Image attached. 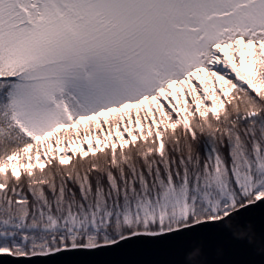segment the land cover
<instances>
[{"label": "snow or ice", "instance_id": "snow-or-ice-1", "mask_svg": "<svg viewBox=\"0 0 264 264\" xmlns=\"http://www.w3.org/2000/svg\"><path fill=\"white\" fill-rule=\"evenodd\" d=\"M257 213L264 0H0L2 264H251Z\"/></svg>", "mask_w": 264, "mask_h": 264}, {"label": "water", "instance_id": "water-1", "mask_svg": "<svg viewBox=\"0 0 264 264\" xmlns=\"http://www.w3.org/2000/svg\"><path fill=\"white\" fill-rule=\"evenodd\" d=\"M244 222L250 221L255 233L256 239L251 240L244 235H237L231 238L230 246L227 254H221L213 249L208 256L209 260L221 261L225 259H245L251 262V264H264V256L261 255L260 248L264 245V220L261 219L257 213L252 217L245 216ZM241 228L243 231L248 229L244 227L242 223ZM2 264V261H0Z\"/></svg>", "mask_w": 264, "mask_h": 264}]
</instances>
